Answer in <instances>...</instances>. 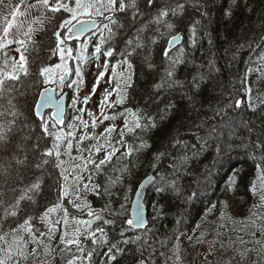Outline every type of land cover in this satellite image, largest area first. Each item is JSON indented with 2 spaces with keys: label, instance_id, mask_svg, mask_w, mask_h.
Listing matches in <instances>:
<instances>
[{
  "label": "snow or ice",
  "instance_id": "6c2138e0",
  "mask_svg": "<svg viewBox=\"0 0 264 264\" xmlns=\"http://www.w3.org/2000/svg\"><path fill=\"white\" fill-rule=\"evenodd\" d=\"M260 3L261 10L251 19L254 0H229L227 6L225 0H0V52L4 54L0 60V264H29L30 260L33 264H123L125 259L131 264H155L157 246L164 248L170 243L175 264H181L179 241L183 233L169 236L166 232L157 238L148 230L141 205L144 183L135 192L131 218L124 203L112 207L113 189L132 176L144 155L154 173L147 183L161 197L180 198L183 177L190 174L203 153L211 148L219 158L233 148H242L255 166L249 191L259 203L253 209L264 208V96L253 97L250 83L253 76L256 82L264 80V0ZM217 11L226 21L238 11L249 17L247 23L241 22L235 43L225 49L226 54L231 51L233 61L240 50L249 52V66L238 78L239 87L230 91L221 88L217 92L221 68L211 51V33L206 30V22ZM45 38L47 52L65 61L73 54L69 41L82 40L74 57L77 79L67 85H76L77 93L83 82L81 64L105 57L103 65H96L103 70L96 76L92 92L83 97L85 107L77 108L78 96L71 99L70 107L78 113L86 110L108 73L109 60L114 55L120 57L112 65L109 79L111 84L115 78V86L111 91L105 89L99 105V123H113L98 135L88 131L89 124L81 115L66 126L72 130L65 131V97L61 94L54 100L48 95L53 84L63 92L66 77L71 75L66 63L31 71L34 61L30 62L29 56L45 44ZM204 38L210 46L207 51L201 49ZM118 39L123 44L119 49ZM89 46L91 57L87 55ZM11 47L18 58L8 56ZM32 77L35 80L28 87L42 91L34 94L31 103L20 105L17 98L26 96L21 91L24 81ZM129 90L139 92L142 105L123 107ZM113 93L115 99L109 100ZM206 94L217 97L214 104L205 106ZM53 105L54 112L42 110ZM105 107L113 111L106 115ZM88 115L94 130L98 118L91 111ZM118 118L122 120L119 128L114 123ZM76 122L83 128L79 138L75 136ZM113 133L118 137L115 140ZM85 141L94 143L82 147ZM164 161L169 163L164 166ZM96 177H101L99 182ZM236 184L233 175L226 190ZM46 190L55 197V203H40ZM126 191H131L130 186ZM89 193L107 197V203L93 208L87 201ZM196 195L191 193L185 199L190 201ZM123 199L128 200V196ZM65 201L81 213L86 211L88 218L70 217ZM152 207L154 223L164 215V205ZM216 208L212 204L207 214ZM220 220L212 241H206L207 232L188 236V241L208 242L209 252L219 244L221 250L227 248L241 259L255 252L264 260V215L251 212L239 222V228L226 211L220 212ZM117 221L122 238L111 240L106 226ZM229 223L238 235L234 240L229 237L225 244L219 239L220 229ZM175 224H182V216ZM124 225L145 232L127 235Z\"/></svg>",
  "mask_w": 264,
  "mask_h": 264
},
{
  "label": "trees",
  "instance_id": "16d2710c",
  "mask_svg": "<svg viewBox=\"0 0 264 264\" xmlns=\"http://www.w3.org/2000/svg\"><path fill=\"white\" fill-rule=\"evenodd\" d=\"M229 0H225V6ZM255 2V11L251 17V19H255L256 12L261 10L260 0H254ZM249 17H247L242 11H238L237 15L230 21H226L225 18L221 15L220 12H214L212 19L210 22H206L207 27L206 30L211 33V37L213 39V46L211 47V51L216 54L217 64L221 68V74L218 77L219 88H217V92L222 88L224 91H230L233 86L239 87L238 78L242 77L245 73L246 67H248V57L249 52L247 50H240L236 55L235 60H231L229 57L232 55L231 51L227 54L225 53L226 48H231V46L235 43V38L239 32L241 22H248ZM39 40V37H37ZM185 40H187V33H185ZM77 39H73L69 41V46L72 47V43L76 42ZM79 45L73 48V56L77 55L79 50V46L81 44V40L78 41ZM47 38H45V44L41 45L35 52H33L29 56L31 63V71L33 73L38 71V68L46 65H56V64H64L66 63L67 68L71 71V75L66 77L65 87L63 88V92H68L71 98L73 97V87H68L67 85L71 83L75 79V59L67 58L65 60H61L59 55L52 56L47 52ZM184 46L187 48V44ZM116 47L122 48L123 44L118 39L116 42ZM210 46L207 43V38H204L201 41V49L204 51L209 50ZM76 49V50H74ZM90 50V46L88 48ZM88 50V51H89ZM190 50V49H189ZM200 53H197V57H199ZM38 57V58H37ZM120 57L118 55H114V58L109 60V75L111 77L112 65L116 63ZM199 62V61H198ZM120 69H117L119 71ZM35 80V77L30 78L29 80L24 81V87L21 91L26 93L25 97H18V103L20 105H24L25 101L31 103L34 98V94L41 91V89H32L29 88L28 85ZM113 85L115 86V78H112ZM250 83H253V97L264 96V91L261 93L255 92V86L258 85V82L255 80V76L250 78ZM47 86V85H45ZM53 86H56L53 84ZM57 87V86H56ZM58 91L63 93L60 88ZM240 91L243 92V89L240 88ZM256 94V96H255ZM38 99V96H36ZM243 98V97H241ZM115 99V98H114ZM205 102V106L207 104H214L217 97L211 94H206L203 98ZM259 102V101H257ZM142 101L140 99L139 92H133L129 90L128 97L126 103L123 107L135 108L137 105H142ZM75 109L69 107L68 115L66 123L64 124L65 131H71L72 129L67 128L66 126L73 123V118L76 116ZM122 109H116V111H120ZM113 110L107 109L106 113L110 114ZM80 115V113L78 114ZM89 124V132L94 131L96 133L99 126H102L99 133L103 132L105 124L113 123V121H103V123L97 124V127L93 130L91 123L87 120ZM77 123L78 130L75 133L76 138L83 132V128L80 127L79 122ZM114 123L119 128L122 125V120L117 119ZM98 133V134H99ZM117 137L116 133H113V139L115 140ZM157 137H154L156 139ZM189 142H191V138L187 137ZM47 143H50L47 142ZM73 155H76L75 151V140ZM94 143V141H85L82 147H87L89 144ZM85 155V154H84ZM87 156V155H85ZM148 156H141L140 162L138 166L133 170L132 176L127 178L123 184L117 185L113 192L115 195L112 198V207L118 208L119 203H124L125 208L127 209V213L129 218H131L130 210L133 202V198L135 192L137 191L139 184L148 176L154 175L153 171L150 169L148 164ZM78 162V161H75ZM169 161H164L163 164L166 166ZM255 174V166L253 160L246 154L245 150L242 148H233L226 152L223 156L217 157L214 151L210 148L208 151L203 153L197 162L192 166L190 170V174L185 175L181 181L183 187V195L180 198H174L171 196L161 197L159 193H157L154 189V186L148 190L146 197V204L149 212V223L148 230L154 232L156 237H163L167 232L169 236L172 235L173 232L177 233H191V235L197 236L201 232H207L208 234H212L211 237L215 236V231L222 221L220 220V212L226 211L227 214L232 218V220L237 221L236 227L239 228V222L246 220L251 212L256 211L259 213L260 208L253 209L254 204L259 203V199L256 196H253L249 191V185L254 179ZM233 175L236 176L237 184L232 190L227 189V182L230 177ZM85 182L87 181V172L84 173ZM97 182L101 179V177H96ZM46 179V186H47ZM130 186L131 191H126V187ZM191 193H197V195L192 198L190 201H186ZM45 199L41 200L40 203L42 205H50L56 202L54 196L49 195L47 190L44 193ZM127 195L128 200H124L123 196ZM241 198L242 200V215L235 216L230 209V204L232 201ZM233 199V200H232ZM231 200V201H230ZM87 201L91 203L93 208L99 209L107 203V197L101 199L99 197L94 196L93 194H87ZM153 204H163L164 205V215L159 219H156L153 223ZM212 204L217 206L216 210L211 214H207V209L211 207ZM64 206L68 208L70 217L75 216L80 219H87L86 211L81 213L79 210H76L71 207V205L65 201ZM55 215V214H53ZM62 215V213H61ZM182 216V224L176 225L175 221ZM200 227H197V226ZM124 229H127V225L123 226ZM233 225L229 223L227 228L220 229L222 236L225 237V244L227 243L229 237L233 240L236 239L238 232L232 231ZM121 224L120 221H117L116 225L106 226V230L108 231L109 238L111 240L121 239ZM43 230V229H41ZM250 230V229H249ZM145 229L136 230V229H127V235H135L141 234L143 235ZM60 233H57L59 236ZM240 235H244L243 233H239ZM182 235V236H183ZM181 236V237H182ZM180 237V239H181ZM207 237V236H206ZM244 239L247 240L248 236L244 235ZM55 243V242H54ZM180 244V241H179ZM172 245L168 244L164 248H159L157 246V255L155 256V264H175V257L172 255ZM163 252L164 255L160 256L159 252ZM232 262V258H231ZM29 264H33L30 260ZM123 264H131V261L125 259ZM181 264H186L184 259L181 258Z\"/></svg>",
  "mask_w": 264,
  "mask_h": 264
},
{
  "label": "rangeland",
  "instance_id": "374dc122",
  "mask_svg": "<svg viewBox=\"0 0 264 264\" xmlns=\"http://www.w3.org/2000/svg\"><path fill=\"white\" fill-rule=\"evenodd\" d=\"M78 41H80V40H77L76 42L72 43L73 48L77 47L79 45ZM74 50H76V49H74ZM92 51H93L92 47L90 46V50L87 51V55L89 57H91ZM7 54H8V56H16L18 58V53L15 51L14 47H11L10 49H8ZM3 55H4L3 52H0V60L3 59ZM104 62H105V57L103 55H101L100 60L98 62L95 61L94 59H90V61L87 64H81V71L83 73V76H82L83 82L80 83V85H79L78 93H77L76 85L72 86L73 91H74L73 97L78 96V100H79V102L77 104V108H84L85 107L83 105V102H82L83 97L86 95H89L92 92L93 85L96 83V76L98 75V73L100 71L103 70L102 67L97 68L96 65H97V63H99L100 65H103ZM77 63L78 62L75 60V67H76ZM75 67H74V71H75ZM76 79H77V77L75 76L74 80H76ZM109 79H110V75H109V73H107L103 77V79L99 82V86L96 88L95 94L91 96V98H90V100L86 106V110L83 113H80L83 120H85V121L88 120L91 123V117H89V115H88V111H91L92 113H94L97 116L98 124H99V120L102 119V117L100 116L99 105H100V102L103 99V96L105 94V89H108L109 91H111V88L114 87L112 81H111V84L109 83ZM263 91H264V80H261L258 82V85L255 86V92L256 93H259V92L262 93ZM58 94L60 95L61 92L58 91ZM255 96H256V94H255ZM73 97H72V95H71V98L69 96L68 107H70L71 99ZM114 98H115V93H113V95L111 97H109V100H114ZM107 109L108 108L105 107L104 111H105L106 115H107V113H106ZM75 111L76 110H74V112ZM78 114L79 113L76 111L75 115L77 116ZM67 115H68V113H67ZM66 120H67V116H66ZM105 121H108V120H105ZM105 125L108 126L109 124H105ZM101 127L102 126L98 127V129L96 131L97 135H98ZM104 128H106V126H104ZM84 154L87 155L86 152ZM230 209L232 210V212L234 214H236L235 216H239V214L242 215L243 209H242L241 198L232 201L230 204ZM259 214L264 215V208H260ZM188 236H193V235H191V233L184 234L181 237L180 244H179L180 250H181L180 256H181V258L184 259L186 264H264V260H261V258L258 257L255 252L251 253L246 259H241L238 256H234V254L231 251H228L227 248H225L224 250H221L219 244H216L213 251L209 252L210 245L208 242H205L203 244H196L194 242L190 243L187 239ZM211 236H212L211 233L208 234L207 237L205 238L206 241H212L214 236L213 237H211ZM219 239L224 241L225 237L221 235L219 237ZM246 247L251 248V247H253V245L247 244ZM231 258H232V262H231Z\"/></svg>",
  "mask_w": 264,
  "mask_h": 264
},
{
  "label": "water",
  "instance_id": "95a60500",
  "mask_svg": "<svg viewBox=\"0 0 264 264\" xmlns=\"http://www.w3.org/2000/svg\"><path fill=\"white\" fill-rule=\"evenodd\" d=\"M45 87H49V85H47ZM50 87L53 89V91H51L48 95H51L54 100L58 99L60 97L58 95V89L55 86H53V85H51ZM41 91H42V89H41ZM63 95L65 97V116H64V124H65L66 123V116H67V113H68L69 93L68 92H64ZM42 110L45 113H48L49 111L50 112H54L56 109H55V106L53 105L51 108H44ZM151 176L152 175L148 176L147 178H145L141 182V183L145 184V188H144V190H142V194H141V205H142V208H143L144 216L146 217L148 223H149V215H148L149 212H148V208H147V204H146V197H147L148 190L151 187V184L147 183V181L149 180V177H151ZM137 191H140L139 187H138ZM135 202H136V196L134 195L133 202H132V205H131L130 215H131L132 211L136 207V203ZM141 229H143V228H141ZM141 229H136V230H141Z\"/></svg>",
  "mask_w": 264,
  "mask_h": 264
},
{
  "label": "flooded vegetation",
  "instance_id": "af4514ba",
  "mask_svg": "<svg viewBox=\"0 0 264 264\" xmlns=\"http://www.w3.org/2000/svg\"><path fill=\"white\" fill-rule=\"evenodd\" d=\"M50 112V111H49Z\"/></svg>",
  "mask_w": 264,
  "mask_h": 264
}]
</instances>
